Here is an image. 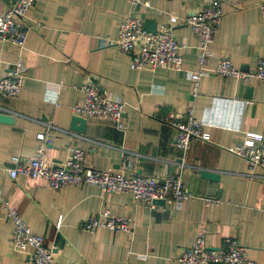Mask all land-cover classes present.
<instances>
[{
  "label": "crops",
  "instance_id": "obj_1",
  "mask_svg": "<svg viewBox=\"0 0 264 264\" xmlns=\"http://www.w3.org/2000/svg\"><path fill=\"white\" fill-rule=\"evenodd\" d=\"M212 0H35L28 12L29 30L22 48L0 43L4 68L19 60L25 67L17 98L0 96V191L34 235L44 238L59 264H169L195 238L204 235L209 248L235 239L248 258L264 264V172L249 170L229 152L248 133L264 132V83L218 77L221 60L253 71L264 60V18L260 0H218L223 18L210 45L198 94L193 96L189 74L198 72L197 41L185 19ZM13 0H0V15ZM132 16L153 20L157 30L171 26L179 45L181 68L132 70L131 56L115 45L122 20ZM86 83L124 102V131L107 120L86 119L84 134L70 129L72 108L81 100ZM250 91V92H248ZM192 110L210 142L195 140L183 153L174 145L173 121ZM50 125V130H47ZM47 134L45 159L64 162L74 148L86 154L89 167L116 171L127 164L126 175L164 179L180 172L191 198L183 209L135 203L128 194H104L94 186L51 190L44 180L6 173L33 157ZM214 172L218 180L201 177ZM210 200L211 202H207ZM108 208L112 215L131 220L129 234L106 229L83 232L81 225ZM60 222L59 228L57 224ZM12 226L0 202V264H27L11 245Z\"/></svg>",
  "mask_w": 264,
  "mask_h": 264
},
{
  "label": "built area",
  "instance_id": "obj_2",
  "mask_svg": "<svg viewBox=\"0 0 264 264\" xmlns=\"http://www.w3.org/2000/svg\"><path fill=\"white\" fill-rule=\"evenodd\" d=\"M133 6L143 3L142 0H125ZM35 0H13L4 14L0 15V43H7L16 48H22L27 39L29 24L28 12ZM258 9L264 18V0H260ZM223 18L221 4L212 0L204 9L187 16L185 24L191 28L197 41L198 72L189 74L192 83V94L197 96L203 70L210 56V45L217 35ZM115 45L120 51L132 57V70L176 69L181 68L182 59L179 55V45L174 37L171 26L161 25L156 34L147 32L143 22L125 17L119 25ZM5 62L0 50V96L17 98L23 88L25 67L19 60L11 70L4 68ZM214 73L224 79L255 80L264 83V60H258L253 71H242L235 68L228 60H221ZM81 100L73 106L75 116L107 120L115 123L117 130L124 131L123 114L125 104L120 99H111L101 93L98 86L86 83L79 88ZM175 129L174 145L183 155L195 140L210 142L201 123L195 118L192 110L187 111L181 121H173ZM51 126L47 125V130ZM42 142L35 155L25 162L18 157L11 159L13 168L6 173L11 180L19 176L31 180H44L51 190H61L67 187L94 186L104 194H128L137 204L155 207L154 201L162 200L165 206L181 210L191 198V194L183 189L180 172L185 169L183 160L177 163L179 173L167 175L164 179L126 175L127 164L124 162L120 169L100 171L89 167L83 150L74 148L69 157L60 164H49L45 159V143H50L47 134H38ZM229 152L243 159L249 170L259 169L264 172V132L248 133L242 144L229 149ZM0 202L11 221V245L15 252L25 254L27 264H59L53 253L44 245V238L34 235L24 224L18 212L8 205L1 195ZM207 202H211L207 200ZM264 213V210H263ZM61 219L57 224L60 226ZM83 232L93 233L98 229H106L114 234H129L132 231L131 220L111 214L108 208L101 209L95 216L83 223ZM169 264H258L248 258L247 248L235 239H224L216 247L206 245L204 235L198 236L190 246L184 248L178 256L169 260Z\"/></svg>",
  "mask_w": 264,
  "mask_h": 264
},
{
  "label": "water",
  "instance_id": "obj_3",
  "mask_svg": "<svg viewBox=\"0 0 264 264\" xmlns=\"http://www.w3.org/2000/svg\"><path fill=\"white\" fill-rule=\"evenodd\" d=\"M143 27L149 33L156 34V32H157V25L151 19L146 20L144 22ZM248 92H250V91H248ZM0 122L5 123V124H12L14 122V117L9 116V115L0 114ZM85 127H86V119L85 118H82L79 116H73L71 118L70 129L72 131L80 133V134H84ZM200 175L204 179L214 180V181L218 180V177H219V175L217 173L208 172V171H201ZM154 204L156 206L165 207V203L162 200L154 201Z\"/></svg>",
  "mask_w": 264,
  "mask_h": 264
}]
</instances>
